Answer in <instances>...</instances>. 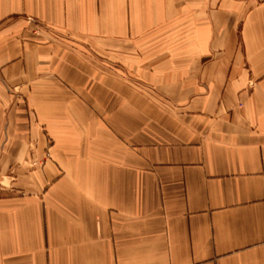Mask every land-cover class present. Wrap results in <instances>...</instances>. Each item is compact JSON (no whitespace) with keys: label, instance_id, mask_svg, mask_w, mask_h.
Here are the masks:
<instances>
[{"label":"crops","instance_id":"crops-1","mask_svg":"<svg viewBox=\"0 0 264 264\" xmlns=\"http://www.w3.org/2000/svg\"><path fill=\"white\" fill-rule=\"evenodd\" d=\"M0 264H264V0H0Z\"/></svg>","mask_w":264,"mask_h":264},{"label":"rangeland","instance_id":"rangeland-1","mask_svg":"<svg viewBox=\"0 0 264 264\" xmlns=\"http://www.w3.org/2000/svg\"><path fill=\"white\" fill-rule=\"evenodd\" d=\"M108 70L111 73H113L114 75H117V77L119 79H123L124 81H126L130 87H134V88H138L140 90H143L142 88H140L141 86H140V84H138L137 79L129 76V74H127L125 70H121L116 65L113 68L109 67Z\"/></svg>","mask_w":264,"mask_h":264}]
</instances>
